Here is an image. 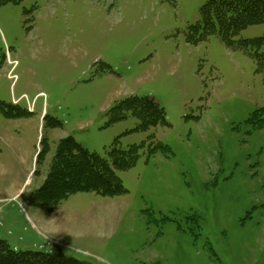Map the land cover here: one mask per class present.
Returning a JSON list of instances; mask_svg holds the SVG:
<instances>
[{
  "label": "rangeland",
  "instance_id": "1",
  "mask_svg": "<svg viewBox=\"0 0 264 264\" xmlns=\"http://www.w3.org/2000/svg\"><path fill=\"white\" fill-rule=\"evenodd\" d=\"M206 2L0 3L14 61L0 70V101L34 102L29 116L0 110V238L11 248L92 264H264V59L200 38ZM263 35L261 23L239 36ZM132 96L155 99L167 122L118 118ZM68 135L104 156L138 144L136 164L116 171L127 191L76 192L53 211L31 204Z\"/></svg>",
  "mask_w": 264,
  "mask_h": 264
},
{
  "label": "trees",
  "instance_id": "2",
  "mask_svg": "<svg viewBox=\"0 0 264 264\" xmlns=\"http://www.w3.org/2000/svg\"><path fill=\"white\" fill-rule=\"evenodd\" d=\"M9 1L18 0H0V3ZM201 14V21L193 25L200 38L218 34L230 48H240L258 60L264 59V35L253 38L239 36L248 26L264 23V0H207L201 8ZM6 60V51L0 44V70L5 66ZM118 106V112L122 114L118 118L126 116L125 111H130L139 118L143 129L167 122L164 108L148 96H132ZM0 110L8 118L29 116L33 113L3 101H0ZM159 146L154 150H169L162 143ZM139 148L138 144L122 148L115 143L104 156L90 151L71 135L60 138L43 182L30 194V203L43 205L53 211L71 194L80 191H94L106 197L124 194L127 189L116 171L133 167L139 157ZM50 150L51 146L46 143L38 152L36 163L43 161ZM0 264L92 263L63 252L16 250L0 238Z\"/></svg>",
  "mask_w": 264,
  "mask_h": 264
}]
</instances>
